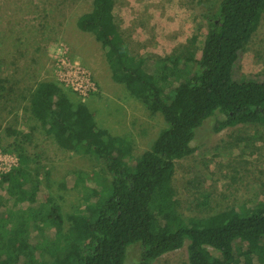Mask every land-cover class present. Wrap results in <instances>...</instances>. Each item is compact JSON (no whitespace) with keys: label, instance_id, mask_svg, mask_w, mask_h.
Wrapping results in <instances>:
<instances>
[{"label":"trees","instance_id":"obj_1","mask_svg":"<svg viewBox=\"0 0 264 264\" xmlns=\"http://www.w3.org/2000/svg\"><path fill=\"white\" fill-rule=\"evenodd\" d=\"M115 3L92 0L76 27L104 49L110 78L164 126L135 156L128 136L100 127L57 82L39 83L30 109L44 134L66 152L94 157L109 180L78 173L75 186L86 201L65 229L60 207L37 201L38 166L27 171L31 160L20 148L18 165L0 177L8 202L6 210L0 206V264H128L132 247L139 253L135 264H153L185 246L188 264H264V202L194 218L179 212L172 195L175 163L195 152L191 143L208 120L216 117L213 133L264 124V74L236 76L264 0L218 1L203 15L207 34L200 49L193 36L153 61L132 55L115 22Z\"/></svg>","mask_w":264,"mask_h":264},{"label":"rangeland","instance_id":"obj_2","mask_svg":"<svg viewBox=\"0 0 264 264\" xmlns=\"http://www.w3.org/2000/svg\"><path fill=\"white\" fill-rule=\"evenodd\" d=\"M115 1V22L132 55L153 61L188 45L193 36L198 37L196 47L200 49L207 34L203 15L220 0ZM91 3L0 0V80L6 88L0 98V177L18 165L20 148L25 150L31 160L27 171L38 166L37 201L57 204L65 229L86 201L75 186L78 173L89 178L98 173L108 180L109 175L94 157L66 152L44 134L30 109L37 85L57 82L71 99L94 113L100 127L113 135L128 136L135 156L148 148L164 126L160 115H152L110 78L104 49L91 34L77 29V18L89 11ZM257 74H264V14L236 72L241 79ZM77 78L89 88L86 93L76 90L73 81ZM215 120H208L191 143L195 152L175 163L172 195L185 217H208L264 202V124L213 133ZM0 206L4 210L8 206L1 187ZM138 257V249L132 247L128 264H135ZM153 264H188L186 246Z\"/></svg>","mask_w":264,"mask_h":264},{"label":"built area","instance_id":"obj_3","mask_svg":"<svg viewBox=\"0 0 264 264\" xmlns=\"http://www.w3.org/2000/svg\"><path fill=\"white\" fill-rule=\"evenodd\" d=\"M75 88L78 92L86 93L89 89L86 84H83L78 78L73 81Z\"/></svg>","mask_w":264,"mask_h":264}]
</instances>
